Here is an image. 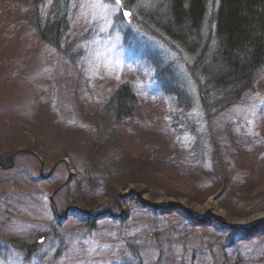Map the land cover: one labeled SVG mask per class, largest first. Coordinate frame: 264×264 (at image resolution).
<instances>
[{
    "label": "rangeland",
    "instance_id": "374dc122",
    "mask_svg": "<svg viewBox=\"0 0 264 264\" xmlns=\"http://www.w3.org/2000/svg\"><path fill=\"white\" fill-rule=\"evenodd\" d=\"M121 1L68 0L57 46L54 0H0V264H264V70L209 117L195 54L152 0ZM122 85L134 116L101 125Z\"/></svg>",
    "mask_w": 264,
    "mask_h": 264
},
{
    "label": "trees",
    "instance_id": "16d2710c",
    "mask_svg": "<svg viewBox=\"0 0 264 264\" xmlns=\"http://www.w3.org/2000/svg\"><path fill=\"white\" fill-rule=\"evenodd\" d=\"M151 2L156 3L151 14L167 35L196 56L190 71L197 87L202 88L200 98L207 116L216 117L237 106L256 89L259 74L264 70V0ZM54 3L58 18L49 27L47 38L58 46L67 22L68 0H54ZM126 5L130 7L131 4ZM39 23L40 19L37 27ZM154 63L163 90L175 98L177 107L192 106L188 91L180 85L174 71L169 66L163 67L161 61ZM136 101L129 85L120 86L108 101L100 124L104 125L109 118L118 122L130 119L135 114ZM11 163V158H5V165ZM261 227L264 228V224ZM37 246L19 243L17 248L31 257Z\"/></svg>",
    "mask_w": 264,
    "mask_h": 264
},
{
    "label": "water",
    "instance_id": "95a60500",
    "mask_svg": "<svg viewBox=\"0 0 264 264\" xmlns=\"http://www.w3.org/2000/svg\"><path fill=\"white\" fill-rule=\"evenodd\" d=\"M117 1H118L119 3H121L120 0H117ZM124 15H125L127 21H130V20H131V16H132V15H131V12H130L129 10H125V11H124ZM130 199H132V197H131ZM150 208L153 209V210H155V211H156V209H161V208H159V206L153 207L152 205H150ZM188 217H189L191 220L193 219V216H192L191 214H189Z\"/></svg>",
    "mask_w": 264,
    "mask_h": 264
}]
</instances>
